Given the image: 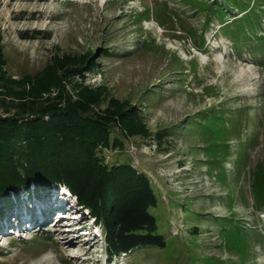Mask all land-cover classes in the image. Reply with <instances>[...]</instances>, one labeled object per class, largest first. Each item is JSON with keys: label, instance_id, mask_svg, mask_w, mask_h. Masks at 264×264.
I'll use <instances>...</instances> for the list:
<instances>
[{"label": "rangeland", "instance_id": "rangeland-1", "mask_svg": "<svg viewBox=\"0 0 264 264\" xmlns=\"http://www.w3.org/2000/svg\"><path fill=\"white\" fill-rule=\"evenodd\" d=\"M153 1L159 0H0V34L5 76L33 75L59 59L55 72L66 75L62 84L74 96L73 85L101 88L94 111L115 101L134 107L148 133L116 125L113 135L122 146L101 152L107 162L129 159L147 175L158 198L150 211L165 245L105 256L103 228L89 223L90 212L64 185L47 190L30 183L28 192L12 195L18 208L0 222V264H264V202L256 206L255 190L264 185V58L258 48L264 5L248 0L256 12L262 9L257 16L251 9L240 12L245 0H221L228 3L227 14L219 0H160L179 12L174 20L176 11L168 10L170 21L162 7L145 12L144 4ZM246 14L259 23L239 50L223 22L234 28L235 21L246 22ZM181 20L197 34L181 37ZM192 35H202L200 42ZM92 45L97 51L90 67L84 60ZM78 65L86 69L73 71ZM6 82L0 77V90ZM56 91L52 87L50 95ZM2 98L0 93V112ZM211 111L224 117L206 127L199 117ZM217 130L221 134L212 136ZM223 149L222 157L215 156ZM56 198L76 212L56 225L38 221L46 208L53 213L60 207ZM19 219L29 224L19 228ZM72 227L76 233L67 231Z\"/></svg>", "mask_w": 264, "mask_h": 264}, {"label": "trees", "instance_id": "trees-1", "mask_svg": "<svg viewBox=\"0 0 264 264\" xmlns=\"http://www.w3.org/2000/svg\"><path fill=\"white\" fill-rule=\"evenodd\" d=\"M216 1L218 0H206L208 4ZM261 1L257 0L258 6L264 5ZM221 3L222 10L227 14L225 5L228 3ZM241 5L242 7H237L240 12L251 9L257 16L262 12V9L256 12V6L252 5L251 8L248 0ZM149 6L155 11L162 7L161 13L165 14V20H172L173 16L169 15L168 10L175 9L170 8L166 2L159 0L145 3V12L149 10ZM230 7L233 9L236 6L231 4ZM176 13L178 16L173 17L174 20L179 19V12ZM257 16L249 18V14H246V22L237 20L234 28H229L231 23L223 22V32L234 37L235 46L239 50V45L246 43L248 39L246 32L259 23ZM179 25L184 31L181 37L191 35V32L197 34L196 29L182 20ZM200 37H194L196 43L200 42ZM259 38H262L263 44L260 43L258 48L263 51L264 58V38ZM92 46L94 49L87 52L84 60L90 67L95 63L92 54L97 51V46ZM53 60V63L33 75L25 74L17 80L5 76L0 34V77L7 79L0 90L3 95L1 103L4 105L0 112V202L5 205L0 206V216L12 211L13 199L21 189L28 192L30 183L36 188L47 190L61 184L77 198L80 205L86 207L95 222L103 228L108 242L105 249L108 256L139 247H163L164 234L150 211V207L157 204L158 198L147 175L138 171L129 159L107 162L101 152L103 147L122 146L121 140L113 135V127L116 125L124 132L142 133L144 136L148 133L134 107L130 106L128 109L123 103L115 101L103 112L94 111L92 106L99 103L97 101L100 95L96 91L101 88L73 85L77 87L74 96L62 84L66 75L55 72V64L59 59ZM83 69L86 66L78 65L73 71L80 73ZM12 82L19 86L11 84ZM52 87L57 91L51 96ZM44 93L48 95L43 97ZM215 117L223 118V112L211 111L199 118L208 127L214 123ZM187 123L194 126V122L188 120ZM221 132L222 130H217L212 136H218ZM250 139L251 141H246L247 144L252 142L253 136ZM224 142H227L226 139ZM238 142L242 143V138ZM241 152H245L243 147ZM223 153L224 149L215 152V156L222 157ZM215 156L210 160L212 163L215 162ZM245 158L246 155L243 159ZM215 164L219 167V162ZM220 169L224 173V168ZM255 190L258 196V200H255L259 203L256 206H261L264 202V185H258ZM235 227L236 230L239 229L240 237L244 230L240 225ZM245 257L241 262H244ZM229 263L237 264L235 261ZM200 264L208 263L204 260Z\"/></svg>", "mask_w": 264, "mask_h": 264}, {"label": "bare ground", "instance_id": "bare-ground-1", "mask_svg": "<svg viewBox=\"0 0 264 264\" xmlns=\"http://www.w3.org/2000/svg\"><path fill=\"white\" fill-rule=\"evenodd\" d=\"M53 218H54V217H52V220H54ZM68 242H69V241H68Z\"/></svg>", "mask_w": 264, "mask_h": 264}]
</instances>
